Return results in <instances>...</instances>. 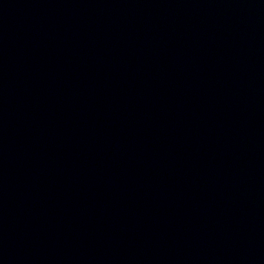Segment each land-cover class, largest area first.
I'll return each mask as SVG.
<instances>
[{
    "label": "water",
    "instance_id": "water-1",
    "mask_svg": "<svg viewBox=\"0 0 264 264\" xmlns=\"http://www.w3.org/2000/svg\"><path fill=\"white\" fill-rule=\"evenodd\" d=\"M0 264H264V0H0Z\"/></svg>",
    "mask_w": 264,
    "mask_h": 264
}]
</instances>
